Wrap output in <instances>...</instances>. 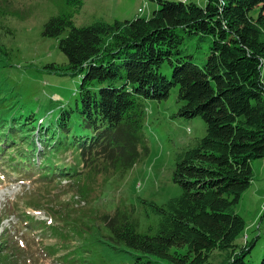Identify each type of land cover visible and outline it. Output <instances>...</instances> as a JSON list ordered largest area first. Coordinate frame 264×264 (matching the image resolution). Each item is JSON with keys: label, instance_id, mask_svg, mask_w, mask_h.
I'll list each match as a JSON object with an SVG mask.
<instances>
[{"label": "trees", "instance_id": "obj_1", "mask_svg": "<svg viewBox=\"0 0 264 264\" xmlns=\"http://www.w3.org/2000/svg\"><path fill=\"white\" fill-rule=\"evenodd\" d=\"M151 1L157 8L148 16L111 23L95 20L80 27L70 14L47 19L41 33L57 39L67 62H50L42 68L60 76H79L75 100L69 107L54 102L55 119L46 121L31 109L15 112L13 105H3L0 96V161L10 157L5 147L13 143L10 147L17 145L21 152L10 160L24 163L19 172L29 175L35 168L33 141L20 146L17 140L23 141L38 126L49 150L70 152L72 164L60 163L69 166L61 174L84 195L86 188L79 179L87 173H126L148 154L143 133L145 101H162L176 88L181 104L174 115L199 116L205 123L204 136L173 157L172 180L181 192L161 204L143 200L150 206L144 210L146 215L156 217L150 232L137 231L133 206L103 214L101 226L107 231L103 242L124 258L116 264L126 260L130 264H209L214 249L225 252L221 264H248L244 258L255 239L243 238L242 245L235 242L245 220L234 206L251 184V160L264 157V0ZM68 2L75 7L82 4V0ZM193 36L207 43L200 64L186 46ZM165 62L171 67L170 76L160 71ZM54 108L51 103L47 110ZM50 161L56 160L40 163L39 176L48 177V170L54 169L47 165ZM21 216L29 219L24 213ZM37 224L42 230L46 227L43 221ZM51 229L59 239L69 237L66 230ZM3 243L5 249L14 246L7 240ZM3 243L0 264H13L2 251ZM54 251L56 247L49 245L48 252ZM87 251L80 245L67 251L73 254L67 259L76 260L77 253H83L86 257L80 264H113L98 254L89 261L93 256ZM260 258L258 264H264V252Z\"/></svg>", "mask_w": 264, "mask_h": 264}, {"label": "rangeland", "instance_id": "obj_2", "mask_svg": "<svg viewBox=\"0 0 264 264\" xmlns=\"http://www.w3.org/2000/svg\"><path fill=\"white\" fill-rule=\"evenodd\" d=\"M156 8L157 3L151 0H82L80 7L73 6L68 0H0V96L3 105H13L17 113L31 109L44 115L47 121L55 119L58 110V106L54 108L55 103L66 105L64 107L74 103L73 93L80 77L60 76L42 68L50 62H67L56 46L57 39L41 33L51 16L70 14L74 25L81 27L95 20L111 23L135 15L148 16ZM186 46L198 64L206 58L207 43L197 40V36L188 39ZM160 71L170 76L171 67L165 62ZM261 76L264 81V69ZM176 91L172 88L162 101H145L147 112L143 133L148 154L126 173H87L79 179L86 188L84 195L77 193L75 182L61 174L68 172L69 166L60 163L72 164V155L69 151L49 150L48 139L38 135V126L32 128L23 141L17 140L20 146L26 140L33 141L35 168L29 175L21 176L19 171H14L17 167L24 168L25 164L10 160L14 153L21 151L16 149L17 145L13 148L10 147L13 143H8L5 151L10 149V157L0 161V243L7 240L8 245L14 244L7 249L2 244V251L11 256V263L80 264L86 257L83 253H77L76 260L67 259L73 255H67V251L80 245L88 247L87 252L93 256L89 261L96 259L97 254L113 264L124 261L103 242L107 231L101 226L100 217L117 208L133 206L138 220L137 231L150 232L149 227L155 224L156 217L151 213L146 215L144 210L150 206L143 200L161 204L180 194V186L172 180L173 157L205 134V123L199 116L183 118L174 115L181 104L177 101ZM51 103L53 111L47 110ZM49 159L56 160L47 164L54 169L48 170V177L39 176L43 166L40 163ZM250 167L253 171L251 184L234 206L245 220V229L235 242L242 245L244 239H255L251 252L244 259L248 264H258L264 252V157L251 160ZM22 213L29 219L21 216ZM41 221L46 226L44 230L37 226ZM77 223L79 225L75 227ZM26 225L28 227H24ZM52 226L64 233L66 230L69 237L59 239L52 233ZM49 245H54L56 251L48 252ZM224 254V251L214 249L207 260L209 264H221ZM159 260L167 263L165 259ZM126 264H130L128 260Z\"/></svg>", "mask_w": 264, "mask_h": 264}]
</instances>
